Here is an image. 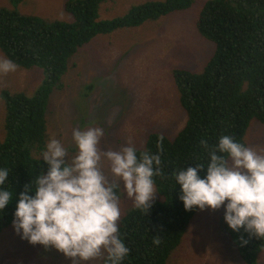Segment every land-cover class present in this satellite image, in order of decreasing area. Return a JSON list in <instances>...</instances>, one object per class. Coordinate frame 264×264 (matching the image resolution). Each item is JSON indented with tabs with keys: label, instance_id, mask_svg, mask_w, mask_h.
Here are the masks:
<instances>
[{
	"label": "trees",
	"instance_id": "16d2710c",
	"mask_svg": "<svg viewBox=\"0 0 264 264\" xmlns=\"http://www.w3.org/2000/svg\"><path fill=\"white\" fill-rule=\"evenodd\" d=\"M23 1L9 0L12 8L0 7V51L18 68H39L44 80L32 96L2 93L5 137L0 140V169H7L9 176L0 190L13 195L0 211V233L12 227L20 194L26 187L34 191L37 177L47 174L48 165L39 156L49 142L51 97L63 89L77 53L100 35L140 27L172 12L185 11L194 2L150 0L132 5L123 15L102 19L100 6L114 0H67L64 11L70 21H63L23 14L19 11ZM195 28L213 44V54L201 72L171 71L180 109L186 115L175 137L151 132L143 146L135 147L138 159L145 151L159 154L163 175L153 177L158 197L147 214L133 205L117 221L119 237L129 249L120 264H176L174 254L198 208L184 209L179 199L181 186L173 173L202 165L198 176L204 179L209 153L222 136L245 145L250 123L255 120L264 126V0H205ZM223 229L240 259L254 264V253L264 246V240L243 228L233 231L225 220ZM156 238L159 244L154 243ZM242 239L247 243L242 244ZM99 264H110L107 253Z\"/></svg>",
	"mask_w": 264,
	"mask_h": 264
},
{
	"label": "rangeland",
	"instance_id": "374dc122",
	"mask_svg": "<svg viewBox=\"0 0 264 264\" xmlns=\"http://www.w3.org/2000/svg\"><path fill=\"white\" fill-rule=\"evenodd\" d=\"M66 1L24 0L19 11L70 21L64 11ZM146 1L150 0L107 1L100 6V17L123 15L132 5ZM204 1L194 0L185 11L172 12L137 28L100 35L77 53L75 67L69 68L63 89L51 97L47 117L49 140L55 138L62 143L69 162L77 154L73 129L103 128L105 135L100 141L103 150H118L129 146V142L134 148L141 147L151 132L163 133L169 139L175 137L186 115L180 109L171 71L180 68L201 72L214 50L213 44L202 38L195 28ZM0 7L12 8L9 0H0ZM0 59H6L1 51ZM43 80L39 68L17 67L14 72L0 74V140L5 137L2 93L23 92L32 96ZM87 86L90 89H86ZM245 146L264 154L261 152L264 126L255 120L245 135ZM39 158L43 159L42 154ZM102 170L105 175L110 174L107 161H103ZM119 191L122 215L135 204L122 189ZM154 195L158 197L157 191ZM223 223V205L218 210H196L179 244L180 249L174 254L175 263L246 264L229 244ZM105 253L84 264H99ZM254 257V264H264V246ZM0 264H72V260L52 246L45 248L21 239L12 225L0 233Z\"/></svg>",
	"mask_w": 264,
	"mask_h": 264
},
{
	"label": "clouds",
	"instance_id": "9594fccd",
	"mask_svg": "<svg viewBox=\"0 0 264 264\" xmlns=\"http://www.w3.org/2000/svg\"><path fill=\"white\" fill-rule=\"evenodd\" d=\"M16 68L13 61L0 59V74L6 75ZM104 135L101 127L73 129L77 154L70 162L62 143L55 138L49 140L42 153L48 165L47 174L37 177L34 191L25 188L14 213L13 228L21 239L45 248L52 246L71 258L72 264H84L104 252L110 264H120L128 255L129 249L118 234V192L122 189L147 214L155 199L153 177L163 175L159 168L161 159L159 154L147 151L138 159L130 142L118 150H103L100 141ZM201 144L205 141L201 140ZM209 154L204 179L198 176V171L204 169L202 165L173 173L181 186L179 199L184 209L218 210L223 205L224 220L230 229L243 228L249 235L264 240V154L227 135L219 139ZM103 161H107L109 175L102 170ZM8 176L7 169H0V185ZM28 192L35 195L29 196ZM12 195L8 190H0V211ZM241 242L247 243L243 239ZM154 243L159 244V238Z\"/></svg>",
	"mask_w": 264,
	"mask_h": 264
}]
</instances>
